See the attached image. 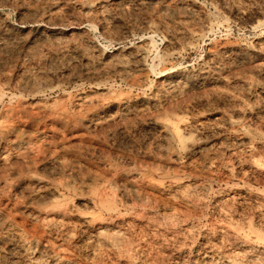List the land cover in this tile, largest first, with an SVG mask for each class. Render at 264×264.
Returning <instances> with one entry per match:
<instances>
[{
  "label": "rangeland",
  "instance_id": "374dc122",
  "mask_svg": "<svg viewBox=\"0 0 264 264\" xmlns=\"http://www.w3.org/2000/svg\"><path fill=\"white\" fill-rule=\"evenodd\" d=\"M0 264H264V0H0Z\"/></svg>",
  "mask_w": 264,
  "mask_h": 264
},
{
  "label": "bare ground",
  "instance_id": "6f19581e",
  "mask_svg": "<svg viewBox=\"0 0 264 264\" xmlns=\"http://www.w3.org/2000/svg\"><path fill=\"white\" fill-rule=\"evenodd\" d=\"M162 128L164 129V134L166 136L172 135L173 134V126L170 123H165L161 125ZM177 138H181L180 135L177 136ZM53 220V219H52ZM54 222V221H53ZM52 221H50V224H54Z\"/></svg>",
  "mask_w": 264,
  "mask_h": 264
}]
</instances>
